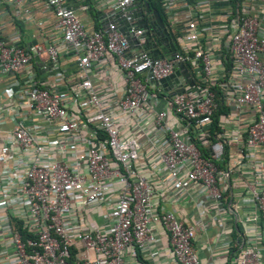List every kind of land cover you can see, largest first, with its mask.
<instances>
[{
	"label": "built area",
	"instance_id": "built-area-1",
	"mask_svg": "<svg viewBox=\"0 0 264 264\" xmlns=\"http://www.w3.org/2000/svg\"><path fill=\"white\" fill-rule=\"evenodd\" d=\"M26 1L2 0L17 19L32 15ZM111 1L104 25L88 30L68 0H44L59 42L25 44L0 35V79L8 77L0 88V264H127L130 250L149 259L142 264H161L155 224L167 235L169 264H212L203 262L193 245L195 225L165 207L164 191L142 173L141 142L124 134L137 110H151L155 130L166 137L163 146L152 144L164 179L178 198L196 184L221 209L230 170L217 163L227 140L210 130L223 101L213 89L219 83L213 64L221 50L216 52L212 42L219 49L226 43L224 55L231 62L230 95L224 101L253 112L245 135L232 140L262 156L247 202L253 219L264 218V0H222L221 21L209 36L197 14L209 0H184L188 13L181 20L174 1L161 0L168 27L181 44L166 56L149 49L155 29L143 16L145 0ZM137 11L144 18L141 25ZM46 21L35 24L42 27ZM60 46L70 52L74 73L58 66ZM107 56L123 81L115 103L103 100L93 82V69ZM43 57L53 73L40 80L33 68ZM187 64L197 69V77L186 72L173 91L164 92L160 86L175 81ZM165 105L181 121L179 128L167 124ZM238 245V255L220 264H264V248L256 239L244 238Z\"/></svg>",
	"mask_w": 264,
	"mask_h": 264
},
{
	"label": "crops",
	"instance_id": "crops-1",
	"mask_svg": "<svg viewBox=\"0 0 264 264\" xmlns=\"http://www.w3.org/2000/svg\"><path fill=\"white\" fill-rule=\"evenodd\" d=\"M173 1L175 3L174 11L179 13L177 18L179 20L185 18L188 12L184 6V0ZM68 3L77 8V15L84 27L88 30H93L104 25L105 15L110 13L113 2L111 0H68ZM26 4H29L32 15L29 18L22 17L17 19L13 15L14 8L0 0V35L7 40L25 44L35 40L51 39H56L59 42L60 34L54 19L45 11L44 0H27ZM222 12H224V2L222 0H209L208 5L203 10H197L199 27L202 28L206 35L209 36L210 33L213 34L217 30L223 15ZM136 13L139 15V23L144 18L145 20H158L157 16H152L147 11L146 14L143 13L144 18L141 16L140 11ZM40 18L47 19L42 27H38L35 24V20ZM167 23L169 24L168 20ZM160 27L167 30L168 26L160 24ZM171 29L172 27H168V30L177 36L175 29ZM163 34L160 28H156L152 36V42L148 45L152 53L156 54V52H159L166 56L173 51L174 43H171L168 35ZM177 42L181 45L178 40ZM212 43L216 52L221 50L220 55L217 56V60L213 64V74L219 76L218 85H220L223 94H218V96H222L223 101L218 103L210 130L215 132V135L227 140L223 159L217 163L220 167H226L230 170L228 182L223 186L227 200L221 202V209L216 207L214 202L206 200L200 194L196 184H189L187 186L188 194L178 198V191L174 189L169 181L164 179L162 164L153 160L152 144L163 146L166 142V137L158 134L155 130L153 123L154 113L151 110L146 107L137 110L135 120L138 121V124L134 126L135 120L131 119L124 127V134L126 137H135L141 142L142 153L140 154L139 162L142 165V173L150 180L156 190L164 191L165 199L162 203H164L165 207L176 211L178 216L185 222L195 225L196 235L193 245L200 252L202 261L220 264L226 262L228 255H230L232 260L238 255V244L244 238L256 239L258 245L264 248V218L253 219V206L247 202L250 199L249 184L260 176L258 161L261 160L262 156L257 152V149L247 147L239 142L235 143L232 140L237 134L245 135L247 127L253 121L254 116L249 106L236 110L224 101V96L230 95L228 89L232 83L230 76L231 62L226 58V54L224 55L226 53V43L220 44V49L219 44ZM58 66L60 69H64L67 74L74 73L73 59L68 50L61 48ZM186 69L187 71L183 68L178 70L177 79L160 86L161 89L164 92L173 91L176 82L180 81V77L186 75V72L189 73L191 78L197 77V69L192 64H187ZM33 70L40 80L50 77L53 73L52 66L46 57H43L39 62H34ZM23 74L24 70L15 75L18 78H23ZM7 80V76L0 79V88L5 85ZM93 82L103 100L110 103H115L118 100L123 89V81L111 56L104 58L93 69ZM157 107L161 106L158 105ZM165 107L168 111L167 124L172 128H179L181 121L178 120L169 106L165 105ZM152 229L158 233L161 239V245L157 248L156 259L161 264H169L166 261L170 256L166 247L167 235L156 224L152 226ZM133 251L130 250L125 254L127 264H142L149 261L146 257H138ZM227 263L229 264V262Z\"/></svg>",
	"mask_w": 264,
	"mask_h": 264
},
{
	"label": "trees",
	"instance_id": "trees-1",
	"mask_svg": "<svg viewBox=\"0 0 264 264\" xmlns=\"http://www.w3.org/2000/svg\"><path fill=\"white\" fill-rule=\"evenodd\" d=\"M189 3L192 2V0H187ZM146 2V11L151 14L152 16H157V19L152 20V28L156 29V28H160V31L162 32L163 27L161 29L160 24L162 25H166L169 26V24L167 23V18H166V14L164 11V8L162 6V2L161 0H145ZM170 37H172L173 41H174V46L175 48H179L177 41L175 39L174 34L172 33V31L170 32V30H168V34H166ZM213 89L216 91V94H222L220 85L214 83L213 84ZM197 144H199V140H196Z\"/></svg>",
	"mask_w": 264,
	"mask_h": 264
},
{
	"label": "water",
	"instance_id": "water-1",
	"mask_svg": "<svg viewBox=\"0 0 264 264\" xmlns=\"http://www.w3.org/2000/svg\"><path fill=\"white\" fill-rule=\"evenodd\" d=\"M146 26H147V24H145ZM166 30L165 29H163V32H165Z\"/></svg>",
	"mask_w": 264,
	"mask_h": 264
}]
</instances>
